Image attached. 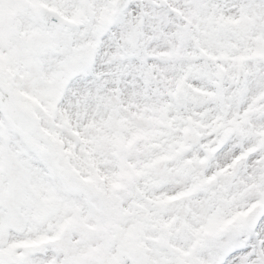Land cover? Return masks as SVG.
<instances>
[{"label":"rangeland","instance_id":"1","mask_svg":"<svg viewBox=\"0 0 264 264\" xmlns=\"http://www.w3.org/2000/svg\"><path fill=\"white\" fill-rule=\"evenodd\" d=\"M113 3L0 0V264H264V0Z\"/></svg>","mask_w":264,"mask_h":264},{"label":"water","instance_id":"2","mask_svg":"<svg viewBox=\"0 0 264 264\" xmlns=\"http://www.w3.org/2000/svg\"><path fill=\"white\" fill-rule=\"evenodd\" d=\"M121 2L126 3V0H117V5H118L117 7L118 8L116 9L115 14H119L123 10V8L125 7V4H124V6H122ZM38 16H39L40 21L42 23H44L50 29L57 30L63 24L62 18L57 16V14L55 12H53L52 10H48V9L40 10ZM6 99L8 101H10L11 105H12L10 119H11L13 125L16 128H18L19 130H21L23 133L26 134L34 126L33 119L30 116H28L23 110H21L7 96H6ZM66 180H67L69 186L75 192L82 193V194L86 195L88 198L93 196L90 188L87 185H85V184L81 183L80 181L74 179L72 176L66 178Z\"/></svg>","mask_w":264,"mask_h":264}]
</instances>
